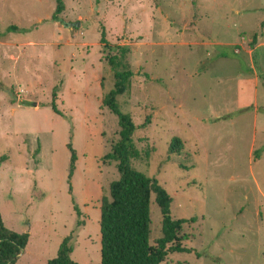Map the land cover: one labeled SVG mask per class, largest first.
I'll return each instance as SVG.
<instances>
[{
	"label": "rangeland",
	"instance_id": "rangeland-1",
	"mask_svg": "<svg viewBox=\"0 0 264 264\" xmlns=\"http://www.w3.org/2000/svg\"><path fill=\"white\" fill-rule=\"evenodd\" d=\"M63 1L54 21L58 0H0V210L30 234L16 264H48L71 234L75 261L102 262V201L121 178L103 28L131 49L133 86L118 100L138 127L132 165L167 189L173 219H195L180 232L195 251L163 264H264V0Z\"/></svg>",
	"mask_w": 264,
	"mask_h": 264
},
{
	"label": "trees",
	"instance_id": "trees-1",
	"mask_svg": "<svg viewBox=\"0 0 264 264\" xmlns=\"http://www.w3.org/2000/svg\"><path fill=\"white\" fill-rule=\"evenodd\" d=\"M64 11V1L58 0L54 21ZM12 29H17L12 26ZM101 45L106 59L113 71L115 84L113 90L103 98V105L119 118L120 139L114 144V153L110 156L120 162V180L111 184L110 195L102 201V262L101 264H163L170 253L191 254L195 250L181 244L180 232L185 223L194 224L195 219H173L171 215L172 196L156 178H151L133 167L132 161L142 157V151L135 142L137 126L129 114L120 107L119 96L129 94L133 86L135 72L130 63L131 49L126 45H115L107 38L106 29H102ZM54 91L52 108L60 113L55 102ZM31 105V104H30ZM251 105L246 109H253ZM264 112V107L260 109ZM69 177L72 179L78 161V153L72 142ZM185 144L179 137L173 139L170 153L181 154ZM153 196L163 215V237L156 245L151 243ZM75 202V199H74ZM81 215L79 208L75 207ZM194 226V225H193ZM29 233H20L9 228L0 210V264H16L19 255L27 248ZM74 235L67 236L58 251V255L48 264H82L72 257ZM202 254L199 253L198 257Z\"/></svg>",
	"mask_w": 264,
	"mask_h": 264
},
{
	"label": "crops",
	"instance_id": "crops-1",
	"mask_svg": "<svg viewBox=\"0 0 264 264\" xmlns=\"http://www.w3.org/2000/svg\"><path fill=\"white\" fill-rule=\"evenodd\" d=\"M263 37H261V39H262ZM223 44H226V43H221V45H223ZM264 46V40L262 39L261 40V43L259 44V47L258 48H261V47H263ZM236 53V52H235ZM258 79H259V77L257 76V75H254V79H253V81L255 82V84H257L258 83ZM251 106V105H256V96H255V93L253 94V96H252V102H248L247 103V105L246 106Z\"/></svg>",
	"mask_w": 264,
	"mask_h": 264
},
{
	"label": "water",
	"instance_id": "water-1",
	"mask_svg": "<svg viewBox=\"0 0 264 264\" xmlns=\"http://www.w3.org/2000/svg\"><path fill=\"white\" fill-rule=\"evenodd\" d=\"M76 25H79V23H76Z\"/></svg>",
	"mask_w": 264,
	"mask_h": 264
}]
</instances>
